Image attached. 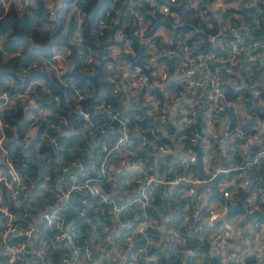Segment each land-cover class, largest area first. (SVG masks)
Returning <instances> with one entry per match:
<instances>
[{
  "label": "clouds",
  "instance_id": "1",
  "mask_svg": "<svg viewBox=\"0 0 264 264\" xmlns=\"http://www.w3.org/2000/svg\"><path fill=\"white\" fill-rule=\"evenodd\" d=\"M0 264H264V0H0Z\"/></svg>",
  "mask_w": 264,
  "mask_h": 264
}]
</instances>
